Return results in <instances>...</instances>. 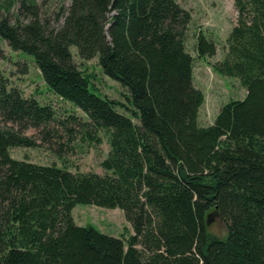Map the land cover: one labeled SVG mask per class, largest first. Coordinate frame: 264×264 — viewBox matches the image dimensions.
Masks as SVG:
<instances>
[{
    "label": "trees",
    "instance_id": "trees-1",
    "mask_svg": "<svg viewBox=\"0 0 264 264\" xmlns=\"http://www.w3.org/2000/svg\"><path fill=\"white\" fill-rule=\"evenodd\" d=\"M234 4L237 23L214 69L239 77L247 94L206 127L185 45L192 14L177 0H71L57 26L40 18L37 0H20L29 21L0 18V39L32 55L48 87L89 117L61 122L111 130L103 174L13 158L10 148L37 145L28 128L52 135L56 109L10 87L0 69V264H264V0ZM71 45L82 59L98 56L128 88L129 106L91 90ZM197 49L216 53L203 33ZM78 203L121 208L134 233L76 224ZM213 215L227 226L223 238L208 230Z\"/></svg>",
    "mask_w": 264,
    "mask_h": 264
},
{
    "label": "rangeland",
    "instance_id": "rangeland-1",
    "mask_svg": "<svg viewBox=\"0 0 264 264\" xmlns=\"http://www.w3.org/2000/svg\"><path fill=\"white\" fill-rule=\"evenodd\" d=\"M39 15L53 26L58 25V16L63 8L71 4V0H37ZM184 8L190 10L192 20L188 26L185 45L194 57L193 82L204 94V101L198 110V124L206 127L214 124L220 108L230 100H243L247 94L246 86L239 77L220 74L214 64L223 60L228 51V37L237 23L235 0H177ZM12 4V5H11ZM11 5V6H9ZM20 0H0V18L8 16L12 23L20 17L22 22L31 19L27 15H18ZM203 33L216 45V53L200 56L197 49L198 36ZM5 56L0 58V69L8 78L10 87L19 88L25 97L33 96L41 104H51L56 109L57 120L49 129L52 135L47 139L43 133L33 127L25 130V134L35 138L37 145L32 147H12L10 154L19 160H30L38 164L67 167L73 172L105 173L101 161L110 150L109 138L111 130L95 128L64 120L68 115H76L81 122L89 120L87 114L75 103L62 99L45 83L34 57L26 52L14 50L4 39H0ZM77 66L90 75V88L101 96L119 100L129 106L127 95L129 90L119 80L103 73L98 56L82 59L76 45L70 46ZM24 64L27 72L23 71ZM116 109L132 117V112L122 105ZM1 120V118H0ZM135 122H139L134 118ZM67 127H72L69 132ZM88 128V129H87ZM87 130L92 136L87 135ZM62 144V153L54 150ZM213 211L211 212V214ZM74 221L79 225H93L101 232L127 240L134 233L132 224L126 219L121 208H108L94 204L78 203L72 210ZM208 230L218 236L225 237L228 229L225 222L218 216L208 218ZM141 247V246H139Z\"/></svg>",
    "mask_w": 264,
    "mask_h": 264
}]
</instances>
